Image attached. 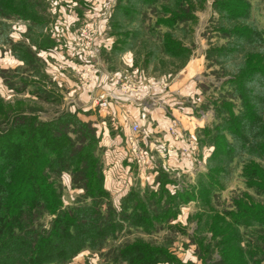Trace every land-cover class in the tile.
Wrapping results in <instances>:
<instances>
[{
	"label": "trees",
	"instance_id": "16d2710c",
	"mask_svg": "<svg viewBox=\"0 0 264 264\" xmlns=\"http://www.w3.org/2000/svg\"><path fill=\"white\" fill-rule=\"evenodd\" d=\"M51 1L0 0V51L10 48L39 79H20L19 67L0 66V75L8 89L33 86L31 94L44 101L55 96L42 87L37 66V53L56 44L46 33ZM194 1L204 0H118L111 16L110 32L117 37L112 53L140 48L147 52L146 65L163 56L183 67L192 48L182 39L198 20ZM213 6L218 42L206 56L220 67L221 83L207 98L213 123L197 131L199 146L212 151L195 185L173 192L168 185L175 181L160 170L153 183L133 187L114 204L106 189L101 134L79 111L43 119L36 111L0 104V264H70L87 250L112 264H169L178 257L169 242L120 243V236L176 228L171 220L191 202L198 207L192 239L200 264H264V10L257 0H214ZM14 19L28 23L29 45L13 41L8 20ZM65 174L80 191L70 204L64 201ZM237 177L244 190L217 210Z\"/></svg>",
	"mask_w": 264,
	"mask_h": 264
},
{
	"label": "rangeland",
	"instance_id": "374dc122",
	"mask_svg": "<svg viewBox=\"0 0 264 264\" xmlns=\"http://www.w3.org/2000/svg\"><path fill=\"white\" fill-rule=\"evenodd\" d=\"M51 2H49L51 6L50 12L49 8L47 9V13L49 14L48 19L50 18L48 27L52 31L51 35L56 44L48 51L37 53L39 54L38 57L41 58L40 61L37 62V66L40 70L39 76L42 77V87L50 92V88H52L55 92L52 101H44L32 95L31 90L33 86L28 87L25 91L8 89L7 85H5L4 78L0 75V104L5 107L20 108L30 112L36 111L43 119L53 118L63 111L73 112L71 108L72 103H68L71 99L67 97L69 94L66 93L72 91L71 84H66V81H61L60 84L62 85H59L53 75L58 77L59 80H62V76L55 75L58 74L59 70H62L64 78L68 77L71 82L76 85L80 84V86H86L87 89L84 90L91 94L93 86L90 84L87 85V83L95 82L94 74L98 68V61H100L99 52L97 50L100 44L103 45L105 43L108 45L110 42L114 44L116 40V37H111L110 30L112 22L111 16L115 12L118 0H52ZM194 3L197 5L196 12L198 20L193 25V31L190 33V36L185 39H182V34L179 35L180 38L192 48L190 59L183 67H180L182 63H178V61L163 56H158V59H154L155 61L151 64L152 66L146 67L147 65H145L144 62L148 55H146L147 52L145 50L140 48L134 50L135 61L140 70L139 72H135V74L132 72L134 69L129 68V65L123 61L120 55L116 56L109 54L112 58L109 60L107 57H103L105 61L102 60L103 64L101 63L103 66L102 73L112 74L120 72V76L114 78V80L118 83L119 90L124 94H126L127 91L128 93L134 90L136 91L139 87L143 89V92L147 90V94L142 100L137 99V101L148 104L149 109H154L158 106L162 107L161 105L165 106L159 95L167 90L179 88L178 91L174 92L182 94L180 93L181 85L186 83L188 79H190L189 83L193 84L188 92H191L190 96H194V100H196L195 102L184 101L183 104L185 105L184 108L189 111L192 110L194 113L193 118L183 117L173 110H170V113L168 110L165 111V114L170 117V121L167 125L169 136L175 142H182L185 144V147L181 149V153L184 155L180 160L181 166H176L175 168L169 165L166 160L164 164H161L163 163V159L161 158V154L163 153L159 150L152 151L148 149L149 145L144 141V137L148 135L147 130L150 132L151 127H153L154 120L151 112H148L146 118L142 119L144 120L142 121L143 124L141 123L142 125L137 120H134L136 119L135 117H128V120L124 123L126 126L125 129L118 131V133L121 132L120 134L111 133V138L109 135V138H105V144L102 143L103 145H101L103 148H107L103 152L105 177L110 176L112 179L113 177H117V175H124L123 179L125 180L114 190L106 188L111 192L114 204H118L119 200L133 187L139 186L140 188H144L148 184V181H144V175L147 172V175L151 173L153 174L152 177L156 179L159 175V171L163 170L169 175L170 180L175 181L174 185H168V188L171 190L173 189V192H175L182 190L185 186L195 185L197 174L207 171V158L212 148L199 146L197 131L213 123L214 110L208 105L207 98L213 96L214 92L216 93V88L221 83L218 77L220 75V67L214 64L210 65L211 63L207 60L206 56L210 45L218 42V34L213 29L218 15L214 10V0H204L200 4L194 1ZM257 4L264 10V0H257ZM47 13L45 9L46 16ZM256 15H258V13H256ZM152 18V15L147 18L148 20L143 24L144 28L150 23ZM8 22L13 26L11 34L13 41L17 45L21 43L29 45V39L27 37H29L31 30L28 29V23L21 19L8 20ZM41 28L45 29V24H42ZM107 37L109 38L107 39ZM147 38H150V36ZM33 39L35 40V37ZM219 42H222V40ZM149 43H151V41ZM108 47H110V45H108ZM20 48L22 49L21 46ZM61 55L62 59L59 58ZM93 57H95L97 64H95L94 61L92 63L91 60ZM0 66L6 69L19 67L17 73L20 79L27 78L29 81V79L33 80L35 78L29 66L13 56L10 48L0 51ZM47 66L50 68L52 74H47ZM57 68L59 70H57ZM12 74L14 75V73ZM192 75L194 76L191 79L189 76ZM169 76H172L171 78L174 79L170 85L164 86L161 84L163 81H168ZM171 78L168 83L171 81ZM17 79L18 78H16V80ZM84 81H87V83ZM122 90H125V92ZM139 92L141 91L139 90ZM101 95H103L104 98ZM101 95H98L100 96L98 101H100L101 98H103L102 101H108L106 96L109 95ZM75 96H77V93ZM181 96V98H183L186 95ZM136 97H140L138 93ZM133 98L136 99L134 96ZM108 106L109 104L103 106V108ZM166 107L169 108L170 106ZM152 112H157V119H159L158 115L161 111ZM174 116L180 119V123H178L180 137L178 140L173 137L174 135L171 131V120ZM0 118L3 120V117L0 116ZM81 119L83 120V118ZM133 122H137L141 126V132L138 133V135L132 131ZM183 124L187 127L185 128ZM165 134V131H163V133H155V131H153L150 133L151 141L154 143L155 140L159 139V137L155 136H162L166 141L169 136ZM195 138L196 144L194 145L192 142L195 141ZM132 140H135L138 146L146 150L148 158L154 163L151 167H147L145 164H137L133 155ZM159 147L162 148L160 145ZM113 180H115V178H113ZM63 183L66 187L64 190V201L66 204H70L79 196L80 191L72 189L71 177L68 174L63 176ZM243 190L242 179L238 177L235 178L228 189L223 191L216 205L217 210H223L225 207H229L232 202V197L241 193ZM256 198L259 197L257 196ZM259 199L264 200L263 197ZM197 208V202H191L187 206L182 207L178 217L170 222L171 225L177 224L178 227L176 228L167 226L152 234H142L139 232L123 233L120 236L119 242L132 241L135 238H142L146 243L157 246H162L166 242H169L171 244L170 249L178 256L169 264H189V261H192V263L194 261V264H200L196 255L198 244L192 239L197 226L196 219H193L195 212H197ZM215 257L218 258L217 253ZM70 264H112V262L107 259L106 256H101L98 252L87 250L81 252Z\"/></svg>",
	"mask_w": 264,
	"mask_h": 264
},
{
	"label": "crops",
	"instance_id": "0c3cea01",
	"mask_svg": "<svg viewBox=\"0 0 264 264\" xmlns=\"http://www.w3.org/2000/svg\"><path fill=\"white\" fill-rule=\"evenodd\" d=\"M46 31L50 35V37L52 38L51 29L48 28V29H46ZM110 35H111V33H110ZM111 37L115 38L116 36L111 35ZM108 38L109 37H107V39ZM115 39H116L115 41H117V37ZM108 45H110V47L112 48L113 42H110ZM108 45L105 43L103 45L100 44V47L97 50L99 52L100 61H98V65H97L98 68L94 74L95 82L87 83V81H84L87 83V85L90 84L93 86V91L91 94L84 90V89H87L86 86L83 87L82 85L80 86V84L76 85V84L72 83L68 77L64 78V73H62V70L60 71L57 68V70H59L60 73L59 72H58V74L54 73L57 76L63 77L62 80H59L58 77L53 75V77L56 78V81L58 82L59 85H62V84H60L61 81H66V84L70 83L72 86V91L66 92L69 94V96H67V97H69L71 99V101L69 100V102H68V103H72L71 108L73 109V111H75V110L79 111L78 115L81 118H83L84 121H86V122L89 121V122L93 123V126L96 127L98 130V134H101V136H102L101 137V145L105 144V138L108 137V135L111 138V133H118V131H122L123 129H125L126 126L124 123L126 122V120H128L127 119L128 117L133 116L136 118L134 120H137L140 124L141 123L143 124L142 121H144V120H142V119L146 118L148 112H151L153 114L152 118L154 120L153 127H151L150 132L147 130L148 135L144 137V141L147 142V144L149 145L148 149H151L152 151L159 150L160 152L163 153V154H161V158L163 159V163L160 162L161 164H164V161L166 160V162L169 163V165H171L175 168H176V166H181L180 160L182 157H184V155H182V153H181V149H182V147H185V144L182 142H175L169 136V133L167 130V125L170 121V117H168V115L165 114V111L168 110V112L170 113V110L171 111L173 110V111L178 112L183 117L193 118L194 113L192 112V110L189 111L188 109L184 108L185 105H183L184 101H188V102H191V101L195 102L196 101V100H194V96H190L191 92H188L193 85L192 83H189L190 79H188L186 81V83L181 85L183 88L181 87L180 93H182V94L175 93L174 91L179 90V88H176L174 90H167L166 92H163L159 95L161 97L162 103L165 104V106L161 105L163 108L158 106V107H155L154 109H149L148 104H144L143 102L137 101V99L142 100V98L147 94V90H145V92H143V89L141 87H139V89H137L136 91L134 90L131 93H128V91H127L126 94H124L119 90V85L114 80V78L120 76V72H117L118 74L117 73H112V74L102 73V70H103L102 60L105 61L104 60L105 57H107L108 60L112 59L109 56V54L110 55H116V56L120 55L122 57L123 61L129 65L128 67L134 69L132 71V72H134V74H135V72L140 71L138 68L139 66H137L138 64L135 61L134 51L127 50V51L120 53V54H114V53H112V51H111L112 49L110 47H108ZM38 56H39V54H38ZM95 57H97V56H95ZM59 58L62 59V55L59 56ZM94 59L95 58H93L92 60H94ZM95 64H97L96 59H95ZM144 64H145V62H144ZM151 64H153V63H151ZM151 64H148L146 67L152 66ZM57 65H58V63H57ZM146 67H145V69H146ZM46 68H47V74H49V73L52 74L50 71V68L48 66ZM194 75L189 76V77L192 79ZM171 77L172 76L168 77V81ZM36 79H39V78L36 77ZM173 80L174 79L171 78V81L169 83H168V81H166V82L163 81V82H161V84H163L164 86L165 85L167 86V85H170V83ZM90 81H93V80H90ZM50 89H51V92L55 93L52 88H50ZM139 90L141 92H139ZM122 91L125 92V90H122ZM76 93H77V96H75ZM137 93H138V96H140L139 98L136 97ZM101 94L109 95V96H106L107 100H108L107 102L109 104V106L106 108L105 107L103 108V106L99 105L98 98L100 96H98V95H101ZM181 95H186V96L181 98L182 97ZM133 96L136 99H134ZM95 101H96V103H95ZM166 106H170V107L168 108ZM158 110L161 111V113L158 115L159 119H157V112L156 113L152 112V111H158ZM183 126L185 127L184 124H183ZM153 131H155V133H163V131H165L166 132L165 135L169 136L168 140L165 141L162 136L161 137L155 136V137H159V139L155 140V142L153 143L151 141V137H150V133H152ZM120 133H118V134H120ZM168 141H170V142H168ZM159 145L162 148H160ZM106 149L107 148H105V150ZM180 154H181V156H180ZM106 163H107V161H106ZM144 164L147 167H151V165H153L154 163L150 160V158H148ZM157 164H159V163H157ZM147 173H145L146 176L144 175V181L145 180L148 181V184L153 183L154 182L153 180H155V178L152 177L153 174L149 173V175H147ZM123 176L124 175H121V176L117 175V177L112 176L113 178H115V180H113V178L111 179L110 176H106V188L110 189V190H114L116 187H119L124 180Z\"/></svg>",
	"mask_w": 264,
	"mask_h": 264
},
{
	"label": "built area",
	"instance_id": "2783aa9c",
	"mask_svg": "<svg viewBox=\"0 0 264 264\" xmlns=\"http://www.w3.org/2000/svg\"><path fill=\"white\" fill-rule=\"evenodd\" d=\"M93 58H95V57H93ZM91 61L92 62L93 61L95 62V59L94 60H91ZM101 96L104 98L103 95H101ZM103 98H101V100L99 101V105L100 106H106L108 104L107 101H102ZM171 123H172V125H171V131H172V134L174 135L173 137L175 139L177 138V140H178V138L180 137V133L178 131V129H179L178 123H180V119L174 116L172 118V120H171ZM132 131L138 135V133L141 132V126H140V124L137 123V122H133V124H132ZM191 137H192V133H191ZM132 142H133V148L132 149H133L134 159L136 160L137 164L143 165L147 161V159H148L147 158L148 157L147 156V152H146V150L144 148L138 146L137 143L135 142V140H132ZM192 143L194 145L196 144V138H195V141L192 142Z\"/></svg>",
	"mask_w": 264,
	"mask_h": 264
}]
</instances>
